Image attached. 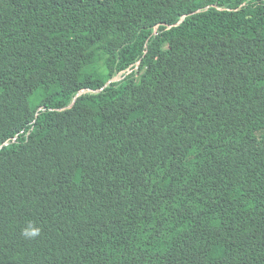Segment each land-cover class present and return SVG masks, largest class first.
I'll list each match as a JSON object with an SVG mask.
<instances>
[{
    "label": "trees",
    "instance_id": "1",
    "mask_svg": "<svg viewBox=\"0 0 264 264\" xmlns=\"http://www.w3.org/2000/svg\"><path fill=\"white\" fill-rule=\"evenodd\" d=\"M0 264H264V0H0Z\"/></svg>",
    "mask_w": 264,
    "mask_h": 264
},
{
    "label": "clouds",
    "instance_id": "2",
    "mask_svg": "<svg viewBox=\"0 0 264 264\" xmlns=\"http://www.w3.org/2000/svg\"><path fill=\"white\" fill-rule=\"evenodd\" d=\"M41 234V228L36 226L33 222H28L26 227L22 230V235L26 239H36Z\"/></svg>",
    "mask_w": 264,
    "mask_h": 264
},
{
    "label": "rangeland",
    "instance_id": "3",
    "mask_svg": "<svg viewBox=\"0 0 264 264\" xmlns=\"http://www.w3.org/2000/svg\"><path fill=\"white\" fill-rule=\"evenodd\" d=\"M205 2H207V3L209 4V3L212 2V0H205ZM101 57H103V55H102ZM120 78H121V76L118 77V79H120ZM89 103H90L91 105H93L91 102H89ZM93 106H94V105H93Z\"/></svg>",
    "mask_w": 264,
    "mask_h": 264
},
{
    "label": "built area",
    "instance_id": "4",
    "mask_svg": "<svg viewBox=\"0 0 264 264\" xmlns=\"http://www.w3.org/2000/svg\"><path fill=\"white\" fill-rule=\"evenodd\" d=\"M116 80H118V77L116 78Z\"/></svg>",
    "mask_w": 264,
    "mask_h": 264
}]
</instances>
